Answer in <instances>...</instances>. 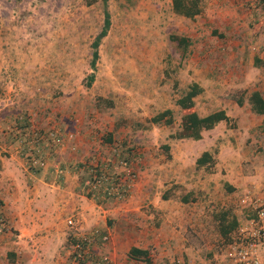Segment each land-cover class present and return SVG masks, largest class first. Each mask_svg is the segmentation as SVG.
I'll return each instance as SVG.
<instances>
[{"label": "crops", "instance_id": "1", "mask_svg": "<svg viewBox=\"0 0 264 264\" xmlns=\"http://www.w3.org/2000/svg\"><path fill=\"white\" fill-rule=\"evenodd\" d=\"M143 1L144 74L138 79L144 82V100L156 103L154 113L169 109L173 114L178 111L174 102L180 85L196 84L197 115L223 111L228 121L202 131L198 140L171 139L170 125L160 124V133L154 138L148 134L151 141H144V128H138L143 110L130 117L132 124L128 116L120 118L126 127L116 119L69 127L61 98L57 106L55 98L47 101L43 98L50 96L35 94L32 64L6 58L7 53L2 57L0 49V206L8 226L0 238V264H66L69 249L64 251V244L75 234L64 220L74 211L82 219L81 232L94 229L109 236L106 245L93 250L109 255L113 264H220L214 253L215 243L224 241L219 225L235 220L228 234L231 240L251 216V202L241 203L244 194L254 201L264 198V115L252 112L247 103L253 91L264 101V9L253 5L258 0H202L198 15L188 19L172 12L171 0ZM169 31L188 44L183 57L170 48L189 74L184 80L174 77L173 84L153 71L170 65L163 43ZM66 67L67 61L61 62L57 74L61 91ZM42 79L49 77L39 73L37 80ZM44 85L49 84H38L43 92L49 91ZM170 88L176 93L170 95ZM33 107L49 108L47 122L37 123L45 129L57 119L63 138L60 147L43 153L46 165L36 171L26 167L16 143V133L25 128L24 118ZM178 124L177 119L172 122L175 131ZM64 135H72L75 150ZM127 142L139 151L129 197L123 203L93 205L83 197L85 174L79 163L94 158L102 162L115 145ZM203 153L208 156L196 163ZM132 247L146 252L144 262L127 258Z\"/></svg>", "mask_w": 264, "mask_h": 264}, {"label": "rangeland", "instance_id": "2", "mask_svg": "<svg viewBox=\"0 0 264 264\" xmlns=\"http://www.w3.org/2000/svg\"><path fill=\"white\" fill-rule=\"evenodd\" d=\"M253 5L264 9V0H258V3ZM143 6V0H106L110 26L97 48L99 55L93 81L88 86V76L92 73L89 67L90 43L99 33L103 20L101 0H0L1 55L4 57L7 53L6 58L27 59L32 64L31 75L35 76V94L50 96V99L43 98L47 101L55 98L57 106L61 104V98L62 106L67 107L63 114L67 122L64 118L63 122L68 123L69 127L76 122L90 127L100 121L114 122L115 119L121 120L119 126L126 127L124 120L120 118L128 116L132 124L135 121L131 116L142 113L143 110L145 117L138 123V128H144V141H151V136L154 138L160 130L157 125L152 129V126L147 124V120L151 118L149 114L154 113L152 109L156 108V103L149 99L144 100V82L138 79V76L144 74V66L141 65L144 63V18L141 14ZM169 34L175 35V32L169 31ZM163 43L168 51L166 54L170 58V65L162 68L160 72L154 69V74H162L170 84L174 83V77L181 76L182 80L188 78V71L178 64L177 53L172 50L173 45L168 41L167 35ZM112 44L117 45V50H111ZM9 45L17 48L10 52L6 49ZM177 51L182 57L187 53L183 50ZM65 61L67 82L61 91L57 74L60 73L61 62ZM178 69L181 75H178ZM39 73L49 79L37 80ZM216 74L220 75L218 72ZM41 82L49 84L44 85L49 91L43 92L39 88L38 84ZM188 86L189 84L182 83L177 90V97ZM169 90L170 95L176 93L174 88ZM39 100H42V97H39ZM167 101L173 103L171 99ZM48 112V107L42 110L33 107L34 114L30 113L24 118L25 126L31 122L40 127L37 122H47L46 119L51 116ZM172 115L173 121L179 120L178 111ZM52 119L53 121L47 124L48 127L55 126L58 122L57 119ZM168 129L172 134L175 126L171 124ZM151 133L153 134L148 135ZM70 243L68 241L64 244V251L69 249ZM215 245V262L226 264L224 255L227 243L218 241Z\"/></svg>", "mask_w": 264, "mask_h": 264}, {"label": "built area", "instance_id": "3", "mask_svg": "<svg viewBox=\"0 0 264 264\" xmlns=\"http://www.w3.org/2000/svg\"><path fill=\"white\" fill-rule=\"evenodd\" d=\"M64 138L69 141L72 135H64ZM62 142L63 138L56 125L42 129L30 122L16 133L20 155L26 167L32 171L44 168L46 158L43 153H48L47 150L53 147H60ZM115 146L110 156L102 162L94 158L79 163L80 171L85 174L83 197L95 206L124 202L135 184L137 174L134 166L137 163L138 147L131 142ZM69 147L75 150L72 143ZM247 201L251 202V216L238 226L225 248L224 258L229 264H264V198L260 201L251 200L247 192L241 203ZM64 224L75 234L69 246L66 264H113L109 255L96 254L93 250L97 245L108 243L107 234L98 235L94 229L81 232L82 219L78 211L70 214ZM7 232L8 226L0 206V238Z\"/></svg>", "mask_w": 264, "mask_h": 264}, {"label": "trees", "instance_id": "4", "mask_svg": "<svg viewBox=\"0 0 264 264\" xmlns=\"http://www.w3.org/2000/svg\"><path fill=\"white\" fill-rule=\"evenodd\" d=\"M202 0H171L172 12L178 16L184 18L192 19L194 16L198 15L200 12V3ZM103 7V20L102 26L98 34L93 38L90 43V61L89 67L92 71L88 76L87 86L93 81V72L95 71L96 61L98 59L97 48L100 44L102 38L106 36V33L110 26L109 14L106 10V0H101ZM168 41L173 45L174 48L185 51L188 44L187 40L183 37L170 34L168 36ZM199 88L196 84H190L186 90H184L181 95H179L174 102V105L178 108L179 124L177 131L170 134L171 139H200V134L202 131L212 129L218 122H227L228 118L225 116L223 111H214L205 116H198L194 110L193 98L199 93ZM236 103L239 105L240 100ZM247 103L250 106V110L258 115H264V101L261 95L256 92H250L247 97ZM173 122L172 111L169 109L163 110L147 120L150 125H160L165 126L171 125ZM207 153H203L200 158L197 159L196 163H201L202 159L207 157ZM163 198V197H162ZM182 201L185 199L182 198ZM235 220L231 219L227 224H220L218 227V232L223 238L225 243L230 240L229 233L235 228ZM146 257V252L138 248H130L127 252V258L133 261H142Z\"/></svg>", "mask_w": 264, "mask_h": 264}]
</instances>
